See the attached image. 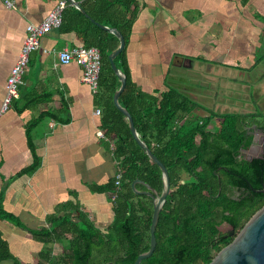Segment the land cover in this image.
<instances>
[{"label": "crops", "instance_id": "1", "mask_svg": "<svg viewBox=\"0 0 264 264\" xmlns=\"http://www.w3.org/2000/svg\"><path fill=\"white\" fill-rule=\"evenodd\" d=\"M58 1L14 0V7H7L0 0V109L27 26L41 23ZM135 2L138 14L127 45V62L142 92L160 97L170 87L182 91L186 72L197 66L209 76L218 69L243 72L264 67L260 52L264 0ZM82 45L73 31L58 28L44 35L23 75L22 100L13 101L0 117V205L22 225L0 219V231L21 264H40L44 249L54 251L58 244L62 252L58 257L69 253L63 242L46 245L35 236V231L51 226V217L82 213L103 232L114 220L113 194L102 188L115 179L118 161L114 141L107 145L101 129L103 108L97 94L83 83V68L75 62L62 65L57 55ZM45 111L57 117L35 130L39 167L21 174L34 161L27 125ZM53 251L49 257H57ZM0 264L16 262L9 259Z\"/></svg>", "mask_w": 264, "mask_h": 264}, {"label": "trees", "instance_id": "2", "mask_svg": "<svg viewBox=\"0 0 264 264\" xmlns=\"http://www.w3.org/2000/svg\"><path fill=\"white\" fill-rule=\"evenodd\" d=\"M75 1L80 3L88 16L68 4L59 29L75 32L82 39L83 46H95L101 52L100 91L97 94L104 111L101 129L106 144L109 145L110 141L115 143L113 155L118 161L117 172H121L122 179L119 189L115 186V179L102 188L117 193L113 197L114 220L106 232L96 229L82 213L75 212L51 217L50 227L33 231L44 244L63 242L69 250L56 261L54 257H49L51 248L48 247L40 264H94L92 260L97 255L105 256L104 264H135L137 257L150 247L153 205L148 196L137 195L131 184L139 178L159 192L163 186L161 170L137 144L126 117L113 101L120 81L108 56L118 48L119 39L98 27L91 18L117 28L125 38V48L115 58L116 65L127 78L119 102L130 112L141 139L166 165L171 178L173 190L160 214L156 249L141 264H209L232 241V238H224L226 229L223 226L239 231L264 206V193L260 192L264 185V153L249 162L237 161L240 150L252 143V135H247L244 129L252 115L210 110L207 116L199 117L195 112L199 103L174 87L160 97L142 92L134 83L127 62V45L138 14L135 0ZM247 1L243 0L244 3ZM16 100L19 103L22 99ZM56 117V114L45 111L27 125L26 134L34 161L21 174H31L38 169L40 160L34 143L35 130L43 121ZM216 119L220 123L211 138L213 134L205 127ZM199 131L203 135L200 147L195 139ZM212 157L218 159L215 167L223 165L231 170L233 188L242 185L237 176L249 175L246 194L230 198L223 193L216 195L215 191L210 195L203 192L202 185L193 183L194 186L189 187L188 184H181V173L195 174V170L203 164L197 162V158ZM212 172L209 171L210 177H213ZM138 188L144 189L140 185ZM0 219L22 227L19 219L2 205ZM68 236H71L70 241ZM14 257L0 231V263L14 259L16 264H21Z\"/></svg>", "mask_w": 264, "mask_h": 264}, {"label": "water", "instance_id": "3", "mask_svg": "<svg viewBox=\"0 0 264 264\" xmlns=\"http://www.w3.org/2000/svg\"><path fill=\"white\" fill-rule=\"evenodd\" d=\"M67 1L69 4L75 6L82 13L87 15L79 2L75 0ZM91 21L101 29L116 35L119 39L118 48L108 56L110 65L120 81V86L114 93L113 101L118 110L126 117L131 133L137 144L144 150L148 158L159 167L162 174L163 186L161 192L139 178L135 179L131 184L132 189L137 195L148 196L153 200V215L150 225V247L146 252L141 253L135 261V264H141L144 259L152 256L156 249V230L160 220L161 211L171 191V178L166 165L157 158L147 143L141 139L130 112L119 102L120 96L126 88L127 78L116 65L115 58L124 50L126 45L125 38L117 28L103 25L92 18ZM250 160H252V158H250ZM138 185H141L144 189H139ZM260 192L264 193V187ZM209 264H264V206L250 218L234 239L222 248Z\"/></svg>", "mask_w": 264, "mask_h": 264}, {"label": "rangeland", "instance_id": "4", "mask_svg": "<svg viewBox=\"0 0 264 264\" xmlns=\"http://www.w3.org/2000/svg\"><path fill=\"white\" fill-rule=\"evenodd\" d=\"M262 40L264 41V38ZM261 46L263 48L260 49V52L263 54L264 42L261 43ZM181 92L218 113L257 114L256 110L259 109L264 114V67L257 66L250 72L218 69L209 76L203 67L197 66V69H189L186 72ZM200 112L204 115L208 114L207 111L201 110ZM219 123L218 119L214 120L210 128L213 129ZM262 132L264 131L254 133L255 141L253 145L243 151L245 157L257 158L261 156L264 146V133ZM223 229L227 228L223 226ZM70 237L68 241H70ZM60 247L61 245L58 244L55 246L54 251L51 247V252L56 253L57 257H54L55 259H59L58 254L62 253ZM44 250H47V248ZM105 259V256H95L92 262L94 264H104Z\"/></svg>", "mask_w": 264, "mask_h": 264}, {"label": "built area", "instance_id": "5", "mask_svg": "<svg viewBox=\"0 0 264 264\" xmlns=\"http://www.w3.org/2000/svg\"><path fill=\"white\" fill-rule=\"evenodd\" d=\"M7 7H14V0H3ZM67 0H59L47 17L39 24L27 26V35L21 49L16 64L12 67L7 79V93L0 109V117L12 106L13 101L20 97L19 87L25 71L29 68L30 55L33 51L41 48V38L53 29H58L63 23V12L68 6ZM59 62L68 65L77 63L83 68L82 81L90 87L94 94L99 92V80L102 69V59L100 50L95 47L75 46L65 48L57 53ZM97 114H101V109H97ZM122 174L115 175V186L117 189L121 185ZM113 197L117 193H112Z\"/></svg>", "mask_w": 264, "mask_h": 264}, {"label": "flooded vegetation", "instance_id": "6", "mask_svg": "<svg viewBox=\"0 0 264 264\" xmlns=\"http://www.w3.org/2000/svg\"><path fill=\"white\" fill-rule=\"evenodd\" d=\"M247 72H250V71H247ZM197 102L199 103V107L195 111L197 113V115H199V117L207 116L211 109H209L208 107H206L205 105H203L199 101H197ZM201 110L207 111L208 114L207 115L202 114L200 112ZM256 111L258 112V113L256 112L257 114H254V113H243V114L252 115L246 121L245 128H244L246 130V134L249 135V136L252 135V137H253L252 138V143L249 146H252L253 142L255 141L254 133H258L260 131H264V114L261 113L259 111V109H257ZM225 113H227V112H225ZM211 124H212V122L210 123V125ZM210 125L205 127V130L206 131L208 130V132L213 134V136L211 137V138H213L215 133L217 132L216 131L217 130V126L214 127L213 129H211ZM262 133H264V132H262ZM195 139H196V144L199 147L203 145V135H202V133L200 131L196 133ZM211 144H214V142H212ZM247 148H242L240 150V154L237 156L238 163H242L244 161L245 162L251 161L249 157H245L243 155V151L245 149H247ZM263 153H264V146H263L262 154ZM262 154H261L260 157H262ZM196 161L200 162V163L203 162V164H201V165L199 164L200 165V166L198 165L199 167L197 166L198 168L195 170L196 171L195 174H190V173H188L186 171L181 173V175H180L181 184H188L189 187H193L194 186L193 183H196V184L202 185L201 186L202 190L206 194L212 195L216 191V195H219V194L223 193V194L229 196L230 198H237L240 195H243L244 193L245 194L247 193V189H248L249 183H250L249 175L247 173L244 174V175L237 176L238 178L241 179L242 185L239 188L238 187L233 188L232 184H231L232 177H233L231 170L227 166H223V165L215 167V165H216V163L218 161V159L216 157L204 158V159H198L197 158ZM210 170L213 171L212 172L213 177H210V175H209V171ZM263 187H264V185H263ZM172 190L173 189H172V185H171L170 193L172 192ZM170 193H169V195H170ZM169 195L167 197V200L169 198ZM150 199H151V202H152V205H153V200H152V198H150ZM234 231H235V233H234ZM239 231L226 229V232L223 234V236H224V238H232V240H233L234 237L238 234ZM56 261H58V260L56 259Z\"/></svg>", "mask_w": 264, "mask_h": 264}, {"label": "bare ground", "instance_id": "7", "mask_svg": "<svg viewBox=\"0 0 264 264\" xmlns=\"http://www.w3.org/2000/svg\"><path fill=\"white\" fill-rule=\"evenodd\" d=\"M31 62V61H30Z\"/></svg>", "mask_w": 264, "mask_h": 264}]
</instances>
